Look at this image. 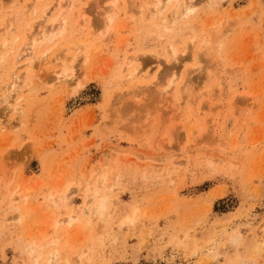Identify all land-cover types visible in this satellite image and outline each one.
Returning a JSON list of instances; mask_svg holds the SVG:
<instances>
[{"label":"rangeland","instance_id":"obj_1","mask_svg":"<svg viewBox=\"0 0 264 264\" xmlns=\"http://www.w3.org/2000/svg\"><path fill=\"white\" fill-rule=\"evenodd\" d=\"M58 1L0 0V264H264V0Z\"/></svg>","mask_w":264,"mask_h":264},{"label":"bare ground","instance_id":"obj_2","mask_svg":"<svg viewBox=\"0 0 264 264\" xmlns=\"http://www.w3.org/2000/svg\"><path fill=\"white\" fill-rule=\"evenodd\" d=\"M118 1L119 0H110V6H109V8H108V10H106V12H105V14H104V17H103V20L100 22L101 23V26H102V28L103 27H108L109 28V25H110V23L111 22H113V19H114V16H113V14H112V11H114L113 9H116L115 7H116V5H117V3H118ZM180 0H165V2L163 3L162 1H160V0H147V2H146V4L144 3V0H129L128 1V3H129V6L131 5V6H137V9H136V13L137 14H143V13H145L146 12V14L150 17V16H159L160 14H161V9H164L165 8V5H172L173 7H174V9L176 10V8L178 7V5H180L181 6V13L180 14H178V17H186L197 5H198V2L197 1H194V0H184V1H182V3H180L179 2ZM123 2H124V0H123ZM63 8H65V10L68 8V10L67 11H69V9H72V8H74V2H73V0H61V1H58V9H63ZM118 8H119V6H118ZM131 8V7H130ZM85 10H81V12H80V17L85 21ZM177 15V14H176ZM141 16V15H140ZM169 20L170 21H173V20H175V16H173V15H170V17H169ZM162 21V20H161ZM163 22H164V20H163ZM169 22V21H168ZM44 22H42V24H43ZM53 24V23H52ZM54 24H55V22H54ZM54 24H53V27H52V30H51V32H45V30L44 29H42V31H40L39 32V36H35V35H31V39H30V42L29 43H26L25 45H24V51H23V53H17V56L15 57L16 59H17V61L19 62V63H23V62H25V67H28L29 69H30V66L32 65V63H31V61H32V59L34 58V56H35V47H37L36 45H37V43L39 42L40 43V41L41 42H45V41H47V42H51L54 38H56L58 35H59V27H58V29L54 26ZM59 24V23H58ZM64 24V23H63ZM56 26H57V24H56ZM59 26H61V25H59ZM58 30V31H57ZM11 31V30H10ZM167 32H169V30L167 31ZM166 32V33H167ZM164 33V32H163ZM31 34V33H30ZM38 43V44H39ZM3 47H4V45H3ZM2 47V48H3ZM81 48V46L79 45V46H77L76 47V49L74 50V52L76 51L77 52V54L76 55H74V58L72 59V61L74 62L75 60H76V58H78V53L80 52L79 50H81L80 49ZM3 49H5V47L3 48ZM170 49H172V47L170 48ZM63 50V49H62ZM176 49L175 48H173L171 51H172V57L171 58H176V56H175V51ZM69 51V50H68ZM7 52H8V50H7ZM62 53V52H61ZM58 55V54H57ZM57 55H55V57L57 56ZM63 57V56H62ZM43 58V57H42ZM22 59H24V61H21ZM64 58H62V60H63ZM51 60V59H50ZM53 60V59H52ZM71 60V59H70ZM132 60V59H131ZM54 61V60H53ZM55 61H57V59L55 60ZM65 61V60H64ZM130 61V60H129ZM36 62V61H35ZM61 62V61H60ZM37 63V62H36ZM55 63V62H54ZM58 63V62H57ZM63 64L64 65H62V66H65V62H63ZM130 64H132V62L130 63ZM58 65H61V63L60 64H58ZM73 65H68L67 66V68H66V66H65V68L63 67L62 69L60 68V72L62 71V74L63 73H65L64 75H66L67 74V71H74L73 70ZM28 68L26 69V71H25V74H28V72H29V70H28ZM56 68V67H55ZM70 70H69V69ZM123 70V69H122ZM55 72V71H54ZM75 72V71H74ZM73 72V73H74ZM68 73H70L71 74V72H68ZM24 74V75H25ZM59 70H58V72H55V76H57V80H59ZM62 74H60V76L62 75ZM70 74H68L67 75V77H69V75ZM129 74H131V73H129ZM147 74H149V72H147ZM74 75V74H73ZM138 75H139V72L137 71L136 72V70H135V74H134V77L135 78H138ZM127 76V75H126ZM62 78H63V75L61 76ZM25 78V77H24ZM65 78V77H64ZM28 79V78H27ZM26 78H25V80H27ZM70 79V78H69ZM19 80H20V78H19ZM22 80V79H21ZM168 80V79H167ZM29 81H31V80H29L28 79V81H23L22 83H23V85L24 86H30V84L28 83ZM66 81V80H65ZM161 81V80H160ZM159 81V82H160ZM70 82V81H69ZM158 82V81H157ZM175 82V74H172V76H171V79H169V81L167 82V84H166V86H165V88L166 89H169L171 86H172V84ZM61 83H62V81H61ZM72 83V82H71ZM70 83V84H71ZM67 84H68V82H67ZM66 84V85H67ZM70 84H69V86H70ZM19 87H18V92H20L19 91V89H22L23 87H21L20 88V85H18ZM69 86H67V87H69ZM73 86V85H72ZM66 87V86H65ZM16 89H14V91L15 90H17V87H15ZM164 88V89H165ZM166 92V91H165ZM135 93V92H134ZM17 94V93H16ZM133 94V93H132ZM16 97V95H14V98ZM10 98V97H9ZM12 98V97H11ZM21 98V97H20ZM5 99V98H4ZM19 99V98H18ZM22 99V98H21ZM13 100V99H12ZM14 103H15V99H14ZM18 103V102H17ZM16 104V103H15ZM14 104V105H15ZM14 106H12V108H13ZM16 110V111H15ZM14 111H12L13 113L15 112V114L17 113V111H18V109H15ZM20 110V109H19ZM19 113V112H18ZM4 128V124H3V121H1L0 120V129H3ZM66 198L67 197H65V196H63L62 197V199H61V201H62V204L65 202V200H66ZM95 199H98L99 201L97 202V203H95L94 205H93V207H92V209H89L90 210V215L91 216H94V215H103L104 214V212L106 211V204H105V200L106 199H104V198H101L100 196H98V192H95L94 193V195H93V199H92V201H94ZM76 219H74V218H70V224L73 222V221H75ZM37 246V245H36ZM26 247H27V249H28V251H29V254L30 255H32L37 261L42 257V252H41V249H36L35 248V246L34 245H32V243H30V245L29 244H27L26 245ZM38 248V247H37ZM52 254H51V256H50V259H47V262L46 263H50V264H56L57 262V264H59V253L57 252V251H52L51 252ZM33 258V259H34ZM81 258V257H80ZM36 262V261H35ZM48 263V264H49Z\"/></svg>","mask_w":264,"mask_h":264}]
</instances>
